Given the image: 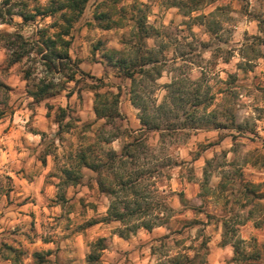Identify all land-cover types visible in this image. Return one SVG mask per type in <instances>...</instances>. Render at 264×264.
<instances>
[{
	"label": "clouds",
	"instance_id": "1",
	"mask_svg": "<svg viewBox=\"0 0 264 264\" xmlns=\"http://www.w3.org/2000/svg\"><path fill=\"white\" fill-rule=\"evenodd\" d=\"M0 264H264V0H0Z\"/></svg>",
	"mask_w": 264,
	"mask_h": 264
}]
</instances>
